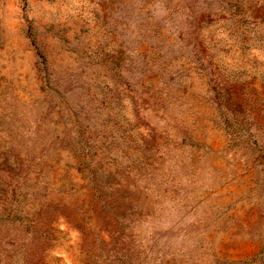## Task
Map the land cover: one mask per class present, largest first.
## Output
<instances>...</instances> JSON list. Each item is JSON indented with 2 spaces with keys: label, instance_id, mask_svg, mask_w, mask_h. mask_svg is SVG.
Instances as JSON below:
<instances>
[{
  "label": "rangeland",
  "instance_id": "374dc122",
  "mask_svg": "<svg viewBox=\"0 0 264 264\" xmlns=\"http://www.w3.org/2000/svg\"><path fill=\"white\" fill-rule=\"evenodd\" d=\"M0 264H264V0H0Z\"/></svg>",
  "mask_w": 264,
  "mask_h": 264
}]
</instances>
